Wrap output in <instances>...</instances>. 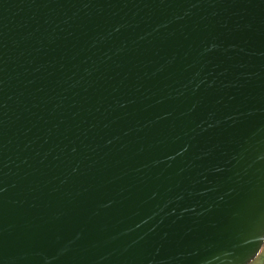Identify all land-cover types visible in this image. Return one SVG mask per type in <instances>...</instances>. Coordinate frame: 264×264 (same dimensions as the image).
Here are the masks:
<instances>
[{
    "label": "water",
    "instance_id": "95a60500",
    "mask_svg": "<svg viewBox=\"0 0 264 264\" xmlns=\"http://www.w3.org/2000/svg\"><path fill=\"white\" fill-rule=\"evenodd\" d=\"M263 244L264 0H0V264Z\"/></svg>",
    "mask_w": 264,
    "mask_h": 264
},
{
    "label": "rangeland",
    "instance_id": "374dc122",
    "mask_svg": "<svg viewBox=\"0 0 264 264\" xmlns=\"http://www.w3.org/2000/svg\"><path fill=\"white\" fill-rule=\"evenodd\" d=\"M249 264H264V244L258 255Z\"/></svg>",
    "mask_w": 264,
    "mask_h": 264
}]
</instances>
